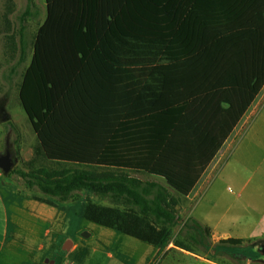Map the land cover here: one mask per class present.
<instances>
[{"label": "trees", "instance_id": "1", "mask_svg": "<svg viewBox=\"0 0 264 264\" xmlns=\"http://www.w3.org/2000/svg\"><path fill=\"white\" fill-rule=\"evenodd\" d=\"M46 10L19 88L38 144L28 170L6 176L51 206L79 191L122 200L88 203L81 216L157 257L173 242L210 258H261L242 239L213 244L178 206L264 86V0H46Z\"/></svg>", "mask_w": 264, "mask_h": 264}, {"label": "rangeland", "instance_id": "2", "mask_svg": "<svg viewBox=\"0 0 264 264\" xmlns=\"http://www.w3.org/2000/svg\"><path fill=\"white\" fill-rule=\"evenodd\" d=\"M13 3V12L6 16L5 0H0V105L3 106L6 115L10 118L8 124H3L0 119V151L4 147L7 127H10L12 132L9 142L17 154V162L13 169L27 171V163L34 157L38 141L19 100L20 77L31 62L35 36L45 22L47 10L46 0H32L33 5L29 7L30 14L24 17L22 14L27 7V0H13ZM6 22L7 26L5 25ZM20 30L23 41L21 56L18 33ZM10 31L14 33L12 51L8 49V43H6L5 37L2 38L1 35V33L5 32L10 33ZM13 68L15 69V73L11 77L13 82L6 83L4 80L5 78L8 79ZM261 95L262 93L260 92L251 108L247 109L245 116L243 115L240 119L241 121L237 123L236 131H239L242 127V132L240 131L232 142L227 139L217 156L215 155L207 166L203 179L205 181L204 185H208L198 193V196L197 188L194 189L189 195V199L192 200L183 199L181 205L179 204L181 207L178 209L182 222H184L186 215L190 214L192 205L195 206L197 202H202L201 206L206 205L204 206L206 209L205 213L209 212V216H213L219 221L224 220V222H221V229L227 230L232 234L256 233L255 238L243 240V245L250 246L254 250H257L260 246L264 247V147L262 143H259L260 146H255L256 140L249 141L245 138L250 133L264 134V95L262 98ZM251 111L252 113L255 111L252 116H250ZM249 116L251 118L245 123L247 121L246 117ZM241 140L243 145L238 146L236 149L237 144ZM41 164L45 163L42 159H37L34 166ZM135 176L144 181H155L173 194L163 179L146 175ZM0 179L12 181L16 189H24L30 196L33 197L35 195L34 198L41 197L37 191L29 193L16 175L4 176L0 172ZM68 203L72 210L77 211V214L88 203L120 209L127 205L126 203L123 204L120 199L116 200L110 196H98L90 192L81 191L77 192ZM191 218L198 220L199 213L194 212ZM84 226L93 233L91 239H86L88 244L99 247L104 244L103 242H106V237L102 233L105 231L114 232L111 229L97 226L79 217H77V221L73 220L68 223L66 230L69 234H72L75 228L78 231L89 232ZM179 228L178 226L174 229V234L178 232ZM120 237L126 238L127 236L120 235ZM129 239L143 249L154 250L151 245L133 238ZM109 243H107V246ZM112 244L111 242L110 245L113 248L115 244ZM135 254L134 260L136 262L137 258L141 261L144 260L145 257L142 255V250L140 254ZM161 259L162 257H158L152 264H158ZM215 259L226 264H264V255L252 262L243 259V263L221 256Z\"/></svg>", "mask_w": 264, "mask_h": 264}, {"label": "crops", "instance_id": "3", "mask_svg": "<svg viewBox=\"0 0 264 264\" xmlns=\"http://www.w3.org/2000/svg\"><path fill=\"white\" fill-rule=\"evenodd\" d=\"M5 25L7 26V22ZM1 35L3 38L7 35V32L1 33ZM11 77L12 75H10L8 79L5 78L4 81H6V83L13 82L11 81ZM22 77L23 74L20 77L21 82ZM260 92L262 93V98L264 95V86ZM255 99L248 108H251ZM254 113L255 111H253V113L251 111L250 116ZM245 114L246 112L244 116ZM250 116L246 117L247 121L245 123L249 121L251 118ZM2 122L3 124H8L10 118L8 117V119H4ZM236 128L237 124L231 130L225 142L227 139H230L232 142V140L236 139L237 134L240 131L242 132V127L239 131H236ZM247 136L248 137L245 138L246 140H256L255 146H260L259 143H262L264 147V134L250 133ZM225 142L223 144H225ZM242 145L243 143L241 140L239 144H237L236 149L238 146ZM220 150L221 148L215 154L216 156ZM205 171L206 169L191 190L192 192L197 188V196L198 193L208 185H204L205 181L203 175ZM132 175L140 180L142 179L135 175L155 177L144 172L132 173ZM150 181L151 180H149V182ZM28 192L34 193L30 190H28ZM191 192L186 197H181L180 205L183 199H189ZM34 196H30L24 189H16L12 181L0 179V264H152L158 257H162V259L158 261V264H226L217 261L215 258H210L209 254L202 255L180 249L174 246L173 242H170L157 257L158 249L156 247L152 246L154 250L143 249L131 241V239H129L131 237L128 239H126L128 236L126 238L120 237V235L123 234L118 232L114 233L116 232L114 230L113 233L110 231L102 233L106 237V242H103L104 244L101 247L88 244V240L86 241V239H91L93 233L86 226L84 227H86L89 232H84V230L78 231V229L75 228L72 235L66 230L68 223L73 220L77 221V217L82 218L81 214L84 208L77 214L76 210H72L71 207H69V203H59L53 200L55 206H51L36 200ZM41 197L45 198L43 195H41ZM201 204L202 202H197L195 206L192 205L190 214L186 215L184 221L192 217L194 212H198L199 218L197 221L210 229L211 241L213 244L229 238L246 240L256 237V233L253 232L232 234L227 230L221 229V222H224V220L219 221L213 216H209V212L205 213L206 209L204 206L206 205L201 206ZM180 207L181 206H178V209ZM174 235L176 236L177 232ZM109 242H112V245L115 244L113 248ZM107 243H109L108 246ZM116 244H118V246H116ZM141 250L145 258L143 261L137 258L138 260L136 262L134 260L136 256L135 253L140 254Z\"/></svg>", "mask_w": 264, "mask_h": 264}, {"label": "flooded vegetation", "instance_id": "4", "mask_svg": "<svg viewBox=\"0 0 264 264\" xmlns=\"http://www.w3.org/2000/svg\"><path fill=\"white\" fill-rule=\"evenodd\" d=\"M0 119L1 120L8 119V116L6 115V113H5L4 108H3L2 105H0ZM11 132H12V129L10 127H7L6 137H5V141H4V147L0 151V154H5V152L7 150H9V151H11L14 154V156H15V158L17 160V154H16L13 146L9 142ZM257 250L261 253V257H263V255H264V247L263 246H260Z\"/></svg>", "mask_w": 264, "mask_h": 264}, {"label": "water", "instance_id": "5", "mask_svg": "<svg viewBox=\"0 0 264 264\" xmlns=\"http://www.w3.org/2000/svg\"><path fill=\"white\" fill-rule=\"evenodd\" d=\"M16 158L14 154L7 150L5 154H0V171L7 175L9 174L16 165Z\"/></svg>", "mask_w": 264, "mask_h": 264}, {"label": "bare ground", "instance_id": "6", "mask_svg": "<svg viewBox=\"0 0 264 264\" xmlns=\"http://www.w3.org/2000/svg\"><path fill=\"white\" fill-rule=\"evenodd\" d=\"M24 21V20H23Z\"/></svg>", "mask_w": 264, "mask_h": 264}]
</instances>
